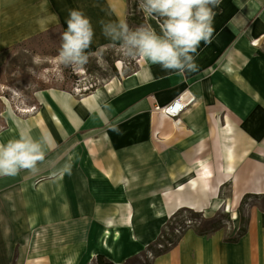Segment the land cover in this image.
I'll return each instance as SVG.
<instances>
[{
    "label": "crops",
    "instance_id": "0c3cea01",
    "mask_svg": "<svg viewBox=\"0 0 264 264\" xmlns=\"http://www.w3.org/2000/svg\"><path fill=\"white\" fill-rule=\"evenodd\" d=\"M218 7L213 42L198 49L195 73L146 60L140 66L141 57L127 73L117 61L119 76L90 93L40 89L33 92L38 111L6 109L0 143L27 132L35 139L50 135L53 146L36 174L0 177V264H95L98 256L124 264L138 257L158 241L164 219L178 212H170L176 184L189 190L194 180L202 182L197 171L204 165L225 172L228 149L236 153V189H244L238 204L252 196L264 203V192L251 191L256 180L241 187L238 174L241 152L264 147V0H222ZM73 9L92 23L90 56L120 49L101 22L127 23V0H0V69L14 46L65 31ZM145 19L161 33L156 17ZM180 96L195 101L178 117L156 109ZM116 124L122 134L112 131ZM212 197H204L206 207ZM151 199L165 203L154 211ZM236 217L234 236L187 228L149 264H264V204L250 205L247 231L232 241L241 228ZM105 230L113 235L111 252L101 245Z\"/></svg>",
    "mask_w": 264,
    "mask_h": 264
},
{
    "label": "clouds",
    "instance_id": "9594fccd",
    "mask_svg": "<svg viewBox=\"0 0 264 264\" xmlns=\"http://www.w3.org/2000/svg\"><path fill=\"white\" fill-rule=\"evenodd\" d=\"M222 0H139V9L149 16L162 20L161 33L151 26L140 25L135 29L126 22H101L103 34L119 42L124 56L141 57L162 70L176 71L183 75L199 70L196 58L201 44L211 45L216 32L214 9ZM67 29L60 35L59 60L73 70L87 65L91 53L94 29L90 18L80 10H70ZM107 107V105H105ZM112 131L122 134L118 124ZM50 135L41 134L35 139L30 133L21 132L19 138L0 143V177H14L21 170L32 174L52 149Z\"/></svg>",
    "mask_w": 264,
    "mask_h": 264
},
{
    "label": "rangeland",
    "instance_id": "374dc122",
    "mask_svg": "<svg viewBox=\"0 0 264 264\" xmlns=\"http://www.w3.org/2000/svg\"><path fill=\"white\" fill-rule=\"evenodd\" d=\"M60 35L61 31L55 29L49 34L35 37L31 42L29 41L16 45L10 51L7 64L0 69V128L6 124L2 114L8 109V105L16 115L25 110H39L40 106L34 102L33 99V92L35 90H40L37 83L39 81L51 84L57 89H65L66 91H73L82 95L88 91L92 85H95V83H103L102 78L106 79L112 74V69L107 59H113L114 64H116L117 61H123L127 73H132L139 59V57L129 58L124 56L121 48L109 49L90 58L87 65L82 68L73 70L70 67H65L58 61L61 45ZM74 77L77 79L75 80ZM241 153L243 166L238 168V174L241 179L240 186L246 187L250 185H247V183L251 181V156L252 154L257 156L258 153L260 154L261 152L242 151ZM246 159H248V161H245ZM215 170H217V168ZM235 189V183L230 179L220 186L217 196L212 197L205 211L198 212L183 208L178 210L174 218L173 216L165 218L163 226L161 227V233L164 232V237L160 239L159 243L154 242L150 245L152 247L151 251L153 252L145 251L138 257L127 260L124 264L151 263L155 257L154 253L157 250L160 251L158 247L159 244L176 240L187 228H194L197 231L204 232L223 229L226 238L234 236L233 227L236 220H233V213L238 214L240 225L244 227L250 205L259 204L262 206L264 204L261 198L252 196L246 198L243 203L240 202L239 204H235L232 208V212L227 211L225 204L233 202ZM241 191L243 192L244 189ZM218 198L222 200L223 203L222 206L216 210L214 207ZM148 201L152 203L154 211L160 209L161 204L159 199H151ZM164 203L165 200H163V205ZM163 205L161 207H163ZM161 233L159 236H161ZM95 264H98L97 260Z\"/></svg>",
    "mask_w": 264,
    "mask_h": 264
},
{
    "label": "bare ground",
    "instance_id": "6f19581e",
    "mask_svg": "<svg viewBox=\"0 0 264 264\" xmlns=\"http://www.w3.org/2000/svg\"><path fill=\"white\" fill-rule=\"evenodd\" d=\"M155 29H157L155 27ZM139 65H143V61H145L144 58ZM121 62H118V65L121 66ZM146 71V70H145ZM8 110L12 112V110L9 108L8 105ZM260 123L262 124V130L264 131V120H261ZM235 151L232 149H228L226 151V161L227 165L224 168L222 167V174H215L209 166H201L200 170L197 171V174L201 177L202 182H198L197 180H194L192 183H190V188L189 190H185L183 184H176V189L178 190L177 192H174L171 197V209L170 212H174L176 209L180 210V208L186 206L189 208H192L195 211H205L207 208L203 204V199L206 197V195L210 194L213 195L214 197L217 196L218 189L220 186L224 183H226L228 180L232 179L234 182L237 181V176L234 175L235 173ZM248 161V159H247ZM250 172L251 173V178H254L256 182L253 184L251 187V191L255 193H261L264 192V147L261 151V153L257 156H253V161L250 163ZM220 168V167H219ZM243 195V192L241 190L236 189L235 190V197L233 202L227 203L226 209L229 212H232V208L235 204L238 203L239 199H241ZM223 201L222 200H217V203L215 204V209H219L222 206ZM177 212V211H176ZM233 219L235 220L236 213H233L232 215ZM131 233H130V238H131V243H137V240L134 236V231L132 230V227H130ZM121 233L117 232L116 237L120 236ZM112 233L110 230H105L104 231V236L101 239V245L106 246V248L111 252L112 247L110 246L109 242L112 239ZM91 260H95L96 255L94 252L91 253L90 257Z\"/></svg>",
    "mask_w": 264,
    "mask_h": 264
},
{
    "label": "trees",
    "instance_id": "16d2710c",
    "mask_svg": "<svg viewBox=\"0 0 264 264\" xmlns=\"http://www.w3.org/2000/svg\"><path fill=\"white\" fill-rule=\"evenodd\" d=\"M128 2V15H127V24L135 29L136 27L140 26V25H145L146 26V19H145V14L143 11H141L139 9V0H127ZM215 12H219L220 11V8L219 7H216L214 9ZM155 17V16H154ZM157 18V17H156ZM158 19V18H157ZM158 21L160 23H162V20L158 19ZM53 30H50V31H47L45 34H42V35H39L38 37H41L43 35H46V34H49L51 33ZM34 39V38H33ZM33 39H30V40H27V41H24L23 43H27V42H31ZM22 44V43H21ZM93 56H90V58H92ZM89 58V59H90ZM116 60H120V59H116ZM107 62L110 64L111 66V69H112V74L107 77L106 79H103V82L107 81L108 79L112 78V77H117L119 76V71L118 69L116 68L115 64H114V60L109 58L107 59ZM74 79L76 80L77 78L74 77ZM38 83V86L40 87V89L42 90H45V89H50V88H54L53 85L51 84H48V83H44V82H37ZM100 84H97L95 83V85H92L91 88L88 89V91H86L84 94L86 93H90L91 91L95 90ZM65 90V89H64ZM176 216V214L173 216V218ZM215 231V230H214ZM247 231V229L245 227H241L237 236L232 238L231 240L232 241H237V239L243 235L245 232ZM200 234H207V233H210V232H204V231H198ZM164 237V232L161 233V236L160 238L158 239V243L160 242V239ZM152 250V247H149L148 248V251H151ZM164 251V250H163ZM153 252V251H151ZM155 254V253H154ZM156 255V254H155ZM97 261H98V264H114L110 261H108L105 257L103 256H98L97 258Z\"/></svg>",
    "mask_w": 264,
    "mask_h": 264
},
{
    "label": "built area",
    "instance_id": "2783aa9c",
    "mask_svg": "<svg viewBox=\"0 0 264 264\" xmlns=\"http://www.w3.org/2000/svg\"><path fill=\"white\" fill-rule=\"evenodd\" d=\"M195 101V97H184L180 96L172 104L165 106L163 108L157 107L156 109L170 118L178 117L186 108H188ZM173 241H167L166 243L159 244L158 247L160 250L170 247Z\"/></svg>",
    "mask_w": 264,
    "mask_h": 264
}]
</instances>
